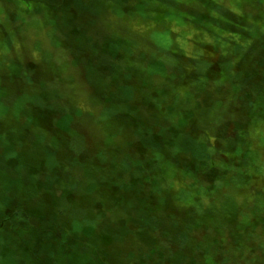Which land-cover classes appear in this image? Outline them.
Segmentation results:
<instances>
[{
  "label": "rangeland",
  "instance_id": "374dc122",
  "mask_svg": "<svg viewBox=\"0 0 264 264\" xmlns=\"http://www.w3.org/2000/svg\"><path fill=\"white\" fill-rule=\"evenodd\" d=\"M0 264H264V0H0Z\"/></svg>",
  "mask_w": 264,
  "mask_h": 264
}]
</instances>
